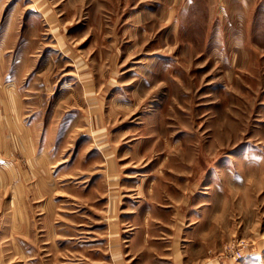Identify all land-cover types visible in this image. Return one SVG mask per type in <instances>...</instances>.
<instances>
[{"label":"rangeland","instance_id":"374dc122","mask_svg":"<svg viewBox=\"0 0 264 264\" xmlns=\"http://www.w3.org/2000/svg\"><path fill=\"white\" fill-rule=\"evenodd\" d=\"M0 68V264H264V0H0Z\"/></svg>","mask_w":264,"mask_h":264},{"label":"crops","instance_id":"0c3cea01","mask_svg":"<svg viewBox=\"0 0 264 264\" xmlns=\"http://www.w3.org/2000/svg\"><path fill=\"white\" fill-rule=\"evenodd\" d=\"M13 63L17 66L15 69L25 65L23 61L21 63L20 58ZM1 70L0 68V80L2 79ZM0 85H2L0 87V143L5 155L10 158H19L32 175L42 178L49 174L42 169H47L52 160L49 153L46 154L39 150L38 138L40 134L35 119H30L28 122L25 116V112L28 110L27 105L33 103L34 97L30 98L27 93L23 97L22 91L14 81L9 85H4L0 81ZM21 174H28V171L20 172Z\"/></svg>","mask_w":264,"mask_h":264}]
</instances>
